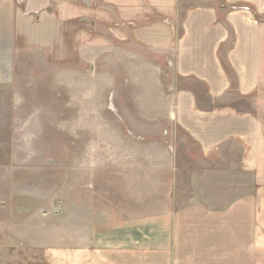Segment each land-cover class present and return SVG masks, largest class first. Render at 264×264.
<instances>
[{
    "label": "crops",
    "instance_id": "obj_1",
    "mask_svg": "<svg viewBox=\"0 0 264 264\" xmlns=\"http://www.w3.org/2000/svg\"><path fill=\"white\" fill-rule=\"evenodd\" d=\"M102 49L122 61L121 107L106 98L97 119L90 106L89 145L73 152L93 157L75 164L72 193L52 199L61 210L43 211L45 224L30 227L33 245L49 264H253L242 252L256 249L255 214L178 211L175 187L180 156L196 152L200 164L186 157L193 170L240 156L232 170L264 188V0H0V87L17 85L23 53L56 51L65 62L83 52L93 61ZM162 118L196 150L145 147L130 129ZM60 217L71 221L52 223Z\"/></svg>",
    "mask_w": 264,
    "mask_h": 264
},
{
    "label": "rangeland",
    "instance_id": "obj_2",
    "mask_svg": "<svg viewBox=\"0 0 264 264\" xmlns=\"http://www.w3.org/2000/svg\"><path fill=\"white\" fill-rule=\"evenodd\" d=\"M101 51L102 58L98 60L84 57L83 52L79 56L78 52L65 62L58 59L56 51L23 53L18 65L17 85L12 89L7 85L0 87V264H49L42 250L33 245L36 235L26 233L30 227L45 224L43 211L61 210L51 206L52 199L61 189L72 193L79 170L75 164L82 158L93 157L73 152L74 148L89 145L90 106L92 110L97 109V119L104 117L106 98L110 99L109 106L114 99L117 107H121L122 90H118L115 81L122 79V61L120 58H105L104 49ZM70 53L66 52L65 58ZM128 65L135 68L136 61ZM72 67L78 72H73ZM110 70L115 75L110 76ZM106 78L112 91L104 90ZM152 81V76H145V82ZM59 84H63V90L58 88ZM133 93L147 97L152 92ZM74 102L77 105H73ZM161 109L162 114L168 111V108ZM163 119L157 123H137L130 129L141 135L139 139L145 142V147L196 150L194 142L187 139L181 129L175 126L172 129ZM113 125L114 130L122 128L121 123ZM168 127L174 130L175 137L168 136ZM125 129L132 134L129 126ZM97 144L104 145V140L98 138ZM195 155L196 152L193 156H180L182 162L178 166L182 170L178 172L175 187L177 210L229 212L237 208L255 214L252 220L257 229L256 249L243 251L242 258H249L253 264H264V188L252 186L253 180L248 172L232 170L231 162L240 156H224V165H213L215 170L212 166L205 170L200 165L193 170L186 159L197 157L195 163L191 161L200 164V157ZM95 157L98 161L105 158L102 154ZM234 173L240 174V185L239 177L234 180ZM238 194L241 202H232ZM249 194H255L256 201L249 203ZM59 221L66 224L71 218L60 217L52 223L60 224ZM225 221L226 224L232 223L231 219Z\"/></svg>",
    "mask_w": 264,
    "mask_h": 264
}]
</instances>
